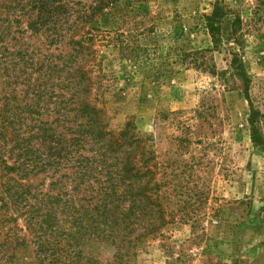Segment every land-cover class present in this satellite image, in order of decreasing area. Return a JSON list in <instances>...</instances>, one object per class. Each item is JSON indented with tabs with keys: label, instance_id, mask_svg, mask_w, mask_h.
Returning <instances> with one entry per match:
<instances>
[{
	"label": "rangeland",
	"instance_id": "1",
	"mask_svg": "<svg viewBox=\"0 0 264 264\" xmlns=\"http://www.w3.org/2000/svg\"><path fill=\"white\" fill-rule=\"evenodd\" d=\"M215 7L216 47L204 20ZM91 27L92 99L108 131L145 141L161 188L163 228L129 264H264V0H115ZM11 226L23 237L11 263L39 264L35 233L23 218ZM84 252L114 264L110 246Z\"/></svg>",
	"mask_w": 264,
	"mask_h": 264
},
{
	"label": "trees",
	"instance_id": "2",
	"mask_svg": "<svg viewBox=\"0 0 264 264\" xmlns=\"http://www.w3.org/2000/svg\"><path fill=\"white\" fill-rule=\"evenodd\" d=\"M114 1L0 0V264L19 260L23 237L11 224L20 218L36 235L39 264H100L84 252L92 244L129 264L163 228L145 141L108 131L92 99L91 26ZM225 14L215 7L204 16L214 47ZM229 74L248 99L236 56ZM249 105L251 140L261 147Z\"/></svg>",
	"mask_w": 264,
	"mask_h": 264
}]
</instances>
